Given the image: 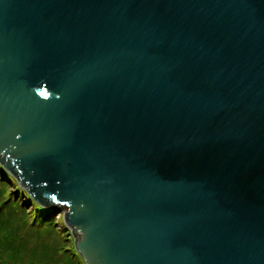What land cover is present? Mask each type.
<instances>
[{
	"label": "water",
	"instance_id": "1",
	"mask_svg": "<svg viewBox=\"0 0 264 264\" xmlns=\"http://www.w3.org/2000/svg\"><path fill=\"white\" fill-rule=\"evenodd\" d=\"M0 166L86 264H264V0H0Z\"/></svg>",
	"mask_w": 264,
	"mask_h": 264
},
{
	"label": "rangeland",
	"instance_id": "2",
	"mask_svg": "<svg viewBox=\"0 0 264 264\" xmlns=\"http://www.w3.org/2000/svg\"><path fill=\"white\" fill-rule=\"evenodd\" d=\"M9 181H0V264H76L71 231L62 232L57 220L55 225L31 227L32 207L18 205L21 196Z\"/></svg>",
	"mask_w": 264,
	"mask_h": 264
},
{
	"label": "trees",
	"instance_id": "3",
	"mask_svg": "<svg viewBox=\"0 0 264 264\" xmlns=\"http://www.w3.org/2000/svg\"><path fill=\"white\" fill-rule=\"evenodd\" d=\"M1 169L2 167L0 166V181L7 182L11 180V182L15 184V187L17 188L16 190L20 194L19 196H21V198L18 201L19 202L18 205H20L21 207L22 206L25 207L26 205L27 208L29 206L32 207L31 227L33 226L34 228H37L41 225L44 226L48 224L55 225L56 219H55L54 211L50 208H47L46 206H41L40 204H37L32 198H30L29 194L25 191V189L19 186V183L16 182V180L13 177L8 176V174L4 173ZM8 221L10 222L12 221L10 217L8 218ZM60 226L62 227V230H61L62 232L68 231L70 233V230L66 228L63 223H61ZM71 257L73 261L76 262V264H86L85 261H83V259L81 258V256H79V254H75L74 257L73 256ZM8 260L10 261L12 260V258H9L8 256Z\"/></svg>",
	"mask_w": 264,
	"mask_h": 264
},
{
	"label": "clouds",
	"instance_id": "4",
	"mask_svg": "<svg viewBox=\"0 0 264 264\" xmlns=\"http://www.w3.org/2000/svg\"><path fill=\"white\" fill-rule=\"evenodd\" d=\"M33 91L35 92V94H36L39 98H41V99L44 100V101H48V100H50V99L52 98V96H53V93H52L51 91H49V90L47 89V87L44 86L43 84H41V86H39V87H34V88H33ZM57 98H59L58 95H57ZM17 138H19V133H17ZM12 147H15V145H13ZM51 200H52L53 202H55V201H57V197H56V196H52V197H51ZM59 204H60V205H68V204H69V201H67V200H65V201H60ZM82 206H83V205H81V207H82ZM66 213H67V209H65V211H62V212L58 213V214L55 216V219H56L57 221H59V222L65 224V225H67V226L70 227L71 229H73L78 237L83 238V237H84V232H83V230H82L81 228L76 227V226H74V225H69V224L67 223V221H66V219H65V214H66Z\"/></svg>",
	"mask_w": 264,
	"mask_h": 264
}]
</instances>
